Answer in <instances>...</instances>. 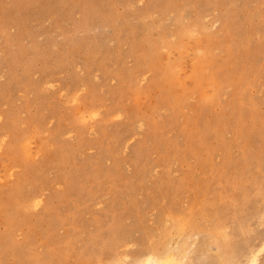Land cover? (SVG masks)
I'll list each match as a JSON object with an SVG mask.
<instances>
[{
    "label": "rangeland",
    "instance_id": "374dc122",
    "mask_svg": "<svg viewBox=\"0 0 264 264\" xmlns=\"http://www.w3.org/2000/svg\"><path fill=\"white\" fill-rule=\"evenodd\" d=\"M152 248L264 264V0H0V264Z\"/></svg>",
    "mask_w": 264,
    "mask_h": 264
},
{
    "label": "bare ground",
    "instance_id": "6f19581e",
    "mask_svg": "<svg viewBox=\"0 0 264 264\" xmlns=\"http://www.w3.org/2000/svg\"><path fill=\"white\" fill-rule=\"evenodd\" d=\"M171 72H172V69L170 70ZM198 71V70H197ZM173 73V72H172ZM84 120H85V118H83ZM14 197H15V195H14ZM13 198V197H12ZM12 200V199H11ZM222 238V237H221ZM149 243V242H148ZM162 244H163V242H162ZM152 245V244H151ZM157 245V244H156ZM158 247V246H157ZM161 248H162V246H161ZM167 248V247H166ZM184 248V247H183ZM187 248V247H186ZM163 249V248H162ZM159 249H157V248H152L150 251H151V254H149L146 258H144L146 255H144V257H143V261L145 262V264H175V261H174V256H172L171 255V253H169L168 251H166V253H165V257H163L164 259H161V258H158V257H156V256H154L156 253H158L159 251H158ZM257 251V250H256ZM251 252V251H250ZM147 253V252H146ZM160 253V252H159ZM164 254V253H163ZM251 254H253V251H252V253ZM256 254V252L254 251V255L253 256H251V257H249L250 259H249V261H248V263L249 264H255V262L257 261V256L255 255ZM179 255H181L180 253H179ZM246 255V254H245ZM258 256H259V254H258ZM120 257H121V255H120ZM174 257V258H173ZM180 257H182V255L181 256H178V258H180ZM260 257V256H259ZM246 258V257H245ZM183 259V258H182ZM181 258L179 259L180 261L182 260ZM185 259V258H184ZM140 260H142V259H140ZM176 260V259H175ZM178 260V261H179ZM121 261V260H120ZM144 262H142V264H144ZM182 262V261H181ZM184 262V261H183ZM182 262V263H183ZM179 262H176V264H178ZM181 263V264H182ZM139 264V263H138ZM140 264H141V262H140ZM180 264V263H179ZM247 264V263H246Z\"/></svg>",
    "mask_w": 264,
    "mask_h": 264
}]
</instances>
